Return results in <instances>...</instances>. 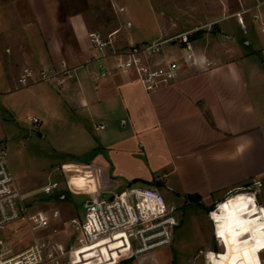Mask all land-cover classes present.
Masks as SVG:
<instances>
[{"label":"rangeland","instance_id":"374dc122","mask_svg":"<svg viewBox=\"0 0 264 264\" xmlns=\"http://www.w3.org/2000/svg\"><path fill=\"white\" fill-rule=\"evenodd\" d=\"M209 1L47 0L46 4H51L52 22L57 25L61 21L59 29L69 37L70 29L65 19L70 13L80 11L87 12L92 29L121 28L120 45L125 37H130L134 43H144L137 42L142 40L150 43L156 37L168 39L188 31L195 44L199 39L197 35L206 30L201 29L203 25L218 11ZM43 42L40 22L30 0H0V148L7 147L16 185L30 196L32 213L58 211L61 215L58 222L62 227L64 221L73 217L84 219L88 201L106 199L124 189H144L162 196L169 213L174 206L178 222L169 228L172 240L167 245L136 255L139 241L131 239V252L118 264H207L208 251L223 249L224 245L216 239V234L217 237L222 235L223 224L232 239L234 231H239L240 243H225V248L244 256L237 262L248 258V252L258 256V264L264 263V177L257 179L262 182L260 187L233 191L209 205L202 202L205 207L197 200H189L186 196L183 199L179 194L181 191L168 187L162 169L164 165L156 160L155 152L162 153L161 145H158L162 141L160 134L147 133L145 139V133L131 135L128 126L118 124L117 129L123 134L121 141L125 143L117 142L104 149L98 139L103 140L107 135L115 139L118 134H111L112 123L107 118L87 113L75 92L66 95L69 94L66 92L69 82L62 87L55 81L23 86L20 78L26 67L34 69L35 77H40L37 61L42 57ZM160 56L182 61L184 51L179 43L169 42L162 46ZM96 67L94 64L93 68ZM86 71L90 70L79 69L76 76ZM117 77L131 79L138 95L140 90L145 91L139 78L127 75L106 78L99 83L98 90L105 81ZM82 109L84 113L79 114ZM29 117H36L40 122L35 124ZM102 121L107 123L106 128H97ZM139 144L144 145V149ZM52 183H58L57 188L50 194L45 193V186ZM240 192L256 195L253 207L248 205L247 194L240 205L243 210L237 207V193ZM231 194L232 201L228 205L231 210L220 217L222 208H218V203ZM138 197V193L129 196L136 213L138 206L140 209ZM145 210L149 215L147 206ZM144 226L152 227L151 218H144ZM154 229L161 230L162 227ZM8 233V227L0 229V237L6 242ZM115 248V241L93 244L80 251L77 264H114L111 257Z\"/></svg>","mask_w":264,"mask_h":264},{"label":"crops","instance_id":"0c3cea01","mask_svg":"<svg viewBox=\"0 0 264 264\" xmlns=\"http://www.w3.org/2000/svg\"><path fill=\"white\" fill-rule=\"evenodd\" d=\"M30 1L44 41L42 57L37 61L40 70H56L63 59L74 67L91 58L93 49L88 34L99 29L91 28L87 12L75 11L66 17L69 37L59 29L61 21L57 25L52 22L50 12L54 13L51 4H46L47 0ZM209 2L218 11L203 25L201 29L206 30L195 43L199 64L187 69L172 85L153 93L140 90L138 95L131 79L117 77L105 81L97 91L91 72L86 71L69 80L70 87L66 90L67 96L76 93L79 104L87 109V113L107 118L112 123L111 134L119 137L110 139L107 135L103 140L98 139L104 149L117 142L125 143L121 141L123 134L118 131V124L128 126L131 135L145 133V139L147 133L160 134L162 141L158 145H161L162 153L155 154L157 162L164 165L162 169L168 187L181 191L179 194L183 199L187 194H198L205 205L222 200L225 194L249 187L264 177V5L258 6L264 0ZM206 26L208 28H204ZM173 41L178 43L176 39ZM130 42V37L123 38V44ZM80 111L79 114L84 113V109ZM106 124L102 121L96 127L105 126V129ZM139 145L144 149V145ZM132 192L146 194L143 198L151 210L163 213L160 200L153 197L151 202L143 190ZM129 193L126 191L123 198L130 212ZM237 194V207L243 210L240 205L246 194L249 195L248 205L253 207L254 193ZM231 197L232 194L219 202L220 217L231 210L228 206ZM156 226L161 224L156 223ZM142 230L146 231L145 228ZM156 231L160 230L154 229ZM233 238L223 224L222 235L217 237L216 234L223 249L208 251L206 263L258 264V256L248 252V258H241L240 263L236 261L244 256L225 248V243H240L238 229ZM104 241L116 243L111 257L114 264L125 257L123 252H131L128 240L122 235L93 244ZM143 242L140 255L151 251L146 238Z\"/></svg>","mask_w":264,"mask_h":264},{"label":"built area","instance_id":"2783aa9c","mask_svg":"<svg viewBox=\"0 0 264 264\" xmlns=\"http://www.w3.org/2000/svg\"><path fill=\"white\" fill-rule=\"evenodd\" d=\"M262 5L264 2L258 6ZM262 25L264 26V21ZM120 33L121 28L110 31L92 30L88 35L93 54L88 61L72 67L63 59L58 69L53 71L42 69L38 78L35 77L34 69L26 67L20 82L23 86L30 87L40 82L55 81L62 87L76 77L79 69L87 68L91 72L94 89L98 90L99 83L108 77L127 75L139 78L145 91L153 93L172 85L187 69L199 64L195 44L189 36L191 32L181 33L173 38L156 39L150 43L130 42L123 45H120ZM174 39L184 51L182 61L160 56L162 46ZM94 64L97 65L96 68H93ZM206 64L212 63L206 62ZM28 119L35 124L40 122L36 117ZM261 185L260 180H255L248 188ZM57 186L58 183L49 184L45 186L44 192L50 194ZM134 190H143L148 193L146 197L150 198L151 202L153 197L160 200L163 213L158 214L156 209L152 211L144 199L146 194L132 192ZM126 191L130 192L129 196L138 193L142 214L139 215V206L138 213L135 212L129 196L127 199L130 212L128 211L123 198ZM113 196L112 200L106 198L93 201L92 205L85 208L84 219L73 217L64 221L61 227L58 222L61 215L58 211L53 214L43 211L32 213L28 200L30 196L18 189L9 165L7 147H2L0 149V229L8 227L9 238L6 242L0 237V264H77L79 253L83 248L97 241L121 235L130 243L131 239L139 241L136 255L143 252L144 238L150 250L171 242L172 232L169 228L177 225L176 212L172 207L169 213L168 207L159 194L132 188ZM146 206L150 210L149 215L145 210ZM146 217L151 218V228L144 226ZM161 217L163 219H160ZM156 223L161 224L160 227L163 230L146 235L155 228ZM142 228L146 231L144 232ZM70 229L73 231L71 232ZM129 247L131 250L130 245ZM123 253L128 254V252ZM121 260L118 259L116 264Z\"/></svg>","mask_w":264,"mask_h":264},{"label":"trees","instance_id":"16d2710c","mask_svg":"<svg viewBox=\"0 0 264 264\" xmlns=\"http://www.w3.org/2000/svg\"><path fill=\"white\" fill-rule=\"evenodd\" d=\"M199 35H200V34H199ZM199 35H197V37H198ZM159 184H160V183H159ZM186 198L189 199V200H193V201H196V200H197L199 204H201L203 207H205V205L202 204L201 196L198 195V194H195V195H193V194H187V195H186ZM208 210H211V208H209Z\"/></svg>","mask_w":264,"mask_h":264},{"label":"water","instance_id":"95a60500","mask_svg":"<svg viewBox=\"0 0 264 264\" xmlns=\"http://www.w3.org/2000/svg\"><path fill=\"white\" fill-rule=\"evenodd\" d=\"M172 43L175 44L176 41H173ZM109 199H111V200L114 199V196L112 195L111 197H109ZM92 204H93V201H88V202L85 204V208L88 207V206H90V205H92Z\"/></svg>","mask_w":264,"mask_h":264},{"label":"bare ground","instance_id":"6f19581e","mask_svg":"<svg viewBox=\"0 0 264 264\" xmlns=\"http://www.w3.org/2000/svg\"><path fill=\"white\" fill-rule=\"evenodd\" d=\"M228 198V197H227ZM221 203H218V205H220ZM92 244H90L89 246H91ZM89 246L85 247V248H88ZM84 249V248H83Z\"/></svg>","mask_w":264,"mask_h":264}]
</instances>
